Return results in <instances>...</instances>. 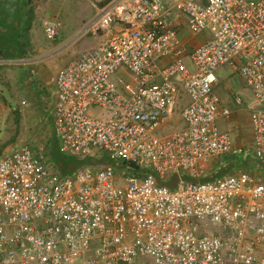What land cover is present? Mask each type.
I'll return each instance as SVG.
<instances>
[{
	"label": "built area",
	"instance_id": "obj_1",
	"mask_svg": "<svg viewBox=\"0 0 264 264\" xmlns=\"http://www.w3.org/2000/svg\"><path fill=\"white\" fill-rule=\"evenodd\" d=\"M183 21L206 38L185 46ZM42 26L54 41L57 23ZM84 37L97 44L57 70L52 120L59 153L91 161L51 170L27 144L0 157V264H264V179L207 178L214 158L243 152L219 125L226 65L259 105L264 164V0H105L60 47ZM181 94L182 127L159 135Z\"/></svg>",
	"mask_w": 264,
	"mask_h": 264
},
{
	"label": "rangeland",
	"instance_id": "obj_2",
	"mask_svg": "<svg viewBox=\"0 0 264 264\" xmlns=\"http://www.w3.org/2000/svg\"><path fill=\"white\" fill-rule=\"evenodd\" d=\"M43 3H46L47 0H40ZM62 4V10L60 15L58 16V21L60 24L58 36L60 33V36L54 40V41H48L45 39L44 34H43V29H42V20L41 18H45L46 14L48 13L47 11L50 9H46L43 11L41 9H38L37 15L35 20L36 24V32L35 37L37 38L36 45H37V51L32 52L28 56V60L26 63H29L32 65L36 64V61H39L38 64H42L45 69H46V74L52 76L54 73L56 75L57 70L62 67L63 61L68 58V56L71 54V56H76V54L83 50V46L81 43L85 41L86 39L88 41L92 40L93 37H84L81 40L77 41L76 43L64 47H60L61 44L66 43L71 36L74 34L76 29L86 20L90 19L91 16H87L89 10H90V5L87 0H63ZM94 14V13H93ZM92 14V15H93ZM50 14H48V18ZM53 20V19H52ZM94 42V40H93ZM90 45H87V49L90 48L88 47ZM40 48V49H39ZM70 48V49H69ZM78 49V50H77ZM22 62H25L23 60ZM50 62V63H49ZM189 68H193L191 63H188ZM54 67V69H53ZM11 69V68H10ZM34 69V68H33ZM35 70V69H34ZM36 72V70H35ZM9 74H12L10 71ZM216 75L223 80L220 84L217 86V93L221 97L220 92H222L224 95H227L229 97L228 102L226 103L229 108L234 105V97L238 96L241 94L244 100H246L247 94L251 96V98L254 100L251 92L249 91V88L245 85L243 78L240 76L239 73L235 72L230 66L226 65L220 68L216 72ZM13 77H10V80ZM55 78V77H54ZM14 82H12L13 84ZM30 81L26 83V86H29ZM22 88L20 87V84L16 87L17 89L13 88V85L6 86L7 90H11L13 93L12 95L15 96L17 95L18 98H20L22 101L19 104H16V102L13 101L12 98H10L9 94H6V98L8 101H10L11 104H8L10 108L14 111H7L9 112L8 115H5L3 117L4 125L0 127V135L2 139H7V143L12 147L15 148L17 147L16 145L20 144H27L29 145L33 150H36L37 148H43L44 150L46 149V146L49 143V140H52L55 138L56 141V133H54L52 123H51V118H50V112L46 109H43V114H40V111H37L39 103L35 101L34 98H28L33 94V91L30 92L25 88L24 84H21ZM20 87V88H19ZM25 89V91L23 90ZM14 89V90H13ZM238 89L240 92H237ZM242 89V90H241ZM243 92V93H242ZM5 94V93H4ZM49 94V93H48ZM244 94V95H243ZM24 99L22 96H24ZM52 100V97H51ZM185 98L181 95L179 97V102L177 105V113L174 117V119L170 122H168L165 127L162 128L161 132H158L159 135H164L167 134L173 130H176L178 128L182 127V121L179 120L178 117V111L180 107H182L185 103ZM54 102V101H53ZM247 102L249 103L248 99ZM52 104V103H51ZM7 105V104H6ZM22 107V108H20ZM10 109V110H11ZM233 109H237V107H234ZM235 110L234 114L236 113L238 123L241 125V130H246L248 128V122H249V110H248V105L246 104L243 106V108L239 111ZM255 110V109H254ZM1 111V110H0ZM237 111V112H236ZM52 112V108H51ZM39 113V114H38ZM4 114V113H2ZM4 116V115H2ZM241 131L237 135V141H241L243 137L240 135ZM247 134V132H246ZM243 141V140H242ZM3 142V141H1ZM5 142V143H6ZM57 145H58V141ZM240 143V142H238ZM3 145L4 143H0ZM9 146V147H10ZM94 153L99 155V152L97 150H94ZM234 159V160H233ZM239 159L236 165V170L237 167L238 170H243L247 168V171L249 170V173L259 175L264 179V168L263 169H258L254 167L256 166L255 163L251 161L252 157L247 158V166L245 161H240L244 159V155L241 154L240 156L237 157ZM236 161L235 158H230V156H221L219 159L217 158L216 160L214 159L211 162V165L209 167L208 173H214L218 174L220 171L223 172L225 167H230L232 163ZM218 164H220L218 166ZM51 170L58 171L55 166L52 164L48 165ZM219 167V168H218ZM262 168V167H261ZM120 173V172H118ZM234 173V172H233ZM232 173V174H233Z\"/></svg>",
	"mask_w": 264,
	"mask_h": 264
},
{
	"label": "crops",
	"instance_id": "obj_3",
	"mask_svg": "<svg viewBox=\"0 0 264 264\" xmlns=\"http://www.w3.org/2000/svg\"><path fill=\"white\" fill-rule=\"evenodd\" d=\"M87 1H88L89 5H90V10H89L88 14L86 15V17L87 16H92V14L94 13L96 7L98 5H101L105 0H87ZM63 3H64L63 0H47L46 3H43L40 0H31V6H32V8L34 10V20L32 22V26H31V29L29 31V39H30V44H31L30 54L32 52L37 51V45H36L37 38L35 37V34H37V32H36L37 28H36V24H35V22H36L35 18H36V16H38L37 15L38 9H41L42 11H43V9L44 10L50 9V10L47 11L48 13L46 14L45 18L44 17L41 18L42 21L44 19H53V20L55 19V20H58L57 18L60 15L61 10L63 9L62 8V4ZM48 14H50L49 15L50 18L47 17ZM55 22L57 23L58 32H59L60 24H59L58 21H55ZM42 29H43V26H42ZM178 29H179V36H180L181 41L188 48L192 47L193 45H195V44H197V43H199L201 41H203L206 38V35H193V34H191L187 30V28H186V26L184 24V21L179 25ZM43 34H44V31H43ZM59 36H60V33H59ZM44 37H45V35H44ZM93 40H94V42H93ZM97 41H98V38H92V40H90V41H88L87 39L85 41H83L81 43V45L84 48H83V50L79 51L76 54V56L79 55L81 52H83L85 50H90V49L94 48L96 46V44H97ZM87 45H90V46H88L90 48L87 49ZM28 56L26 58L20 59V60L5 59V58L0 56V59L2 60V63L0 64V110H1L0 111V127L2 125H4V121H3L4 118L3 117H5V115L9 114V112H7V111H14L8 105V104H11V103H10V101L7 100L6 94H9L10 98H12V99L14 98L13 101L16 102V104H18L19 102L21 103V101H22L20 98H18L17 95L13 96L12 95L13 92L11 90L10 91L7 90L6 86L13 85V88L17 89L18 87H16V86H18L20 84V87H21L22 86L21 84L23 83L25 88H27L28 91H30V92L33 91V94L31 96H29L28 98L29 99L30 98H34L35 101H37L39 103V105H38L39 109H37V111H40L41 112L40 114H43V109L47 110V108H48V111L50 112L49 116L51 118L52 127H53V130H54V133H56L55 132V128H54V124H53V120H52V112H51V108L53 106V101H54V97H55V93H56L55 92L56 91L55 78H54L55 77V73L52 76L46 74L47 71H46L45 67L42 64H38L39 61H36V64L32 65V66H31L32 63L31 64L26 63V61L28 60L27 59ZM76 56H74V57H76ZM74 57L71 56V54H70L68 56V58L65 59V61H63V64L64 63L66 64L69 60H71ZM23 60H25V62H22ZM228 66H230L235 72H237L233 68V66H231V65H228ZM33 68L36 70V72H35V70ZM53 69H54V67H53ZM10 71L12 72V74H9ZM11 76L13 78L10 80ZM216 77H217L218 83L216 84V86L214 88V91L218 95L217 91H219V90H217L216 88H217L218 84H220L223 80H221L217 75H216ZM28 81H30V84H29V86L28 85L26 86V83ZM12 82H14V83L12 84ZM23 90L25 91L24 88H23ZM237 92H240V90L238 89ZM220 94H221V97L219 95L218 96L220 97V100H221L222 104L227 106L226 103L228 102L229 97L227 95H224L222 92H220ZM181 95L186 99L184 94H181ZM22 97L24 99L25 95L22 96ZM51 97H52V100H51ZM236 97H239L241 99V102H242L241 106H236L235 102H234V105H232L230 107L231 111H232L231 117L227 118V119H224V120H221L219 122V125H220V128L222 130H229L231 132V134H233V140H234L235 146H239V147H241L243 149L242 154L244 155V159L240 160V161L241 162L245 161L246 162V166H247V158L250 159V157H252L251 161L256 164V166L254 165V167L257 168L258 171H259V169H263L264 168V164H259L258 165L256 163V161H255V158H254V155H253V149H252L253 134H252V129H251V125H250L251 114H252L254 109L259 108V105L255 101V99L253 100L251 98V96H249L248 94H247L246 98L248 99L249 103L247 102V99L246 100L243 99L244 96H242L241 94H239L238 96H235L234 99ZM185 103H186V100H185ZM246 104L248 105V110H249L250 114H249V122L247 124L248 125L247 131L246 130L244 131V130H241V125H240V123H238V119H237L236 113L234 114V111L237 110V109H233V108L237 107L238 110L240 111L243 108V106H245ZM20 108H22V107H20ZM2 113H4V114H2ZM2 115H4V116H2ZM240 131H241L240 135L243 137V139H242L243 141L242 140L241 141H239V140L237 141V138H236ZM246 132H247V134H246ZM1 141H3V142H1ZM6 141H7V139H4V138L2 139V137L0 135V143H4L3 145L0 144V157L4 153H6L9 150L13 149ZM56 141H57V136H56ZM238 142H240V143H238ZM16 146H18V145H16ZM240 155H236V156L235 155H220L219 157H221V156H230V158H235L238 161L239 159H237V157L240 156ZM219 157H216L214 159L215 160L217 158L219 159ZM210 165H211V163H210ZM219 165L220 164H218V166ZM228 166L225 167V169H227L228 171L224 175H220V176L230 175L233 172L235 173L236 166H233V167H228ZM238 168L239 167H237V171H238ZM243 170H245V169H243ZM246 171H247V168H246ZM220 172H222V171H220ZM248 172H249V170H248ZM216 176H219V175L218 174H214V173H210V174H208L207 178H214Z\"/></svg>",
	"mask_w": 264,
	"mask_h": 264
},
{
	"label": "trees",
	"instance_id": "obj_4",
	"mask_svg": "<svg viewBox=\"0 0 264 264\" xmlns=\"http://www.w3.org/2000/svg\"><path fill=\"white\" fill-rule=\"evenodd\" d=\"M34 20V10L31 0H0V56L5 59L20 60L26 58L31 51L29 31ZM44 153L47 165L52 164L60 172H70L77 166L88 163L90 159L79 160L64 156L58 151L55 138L49 140ZM237 160L230 167L237 165ZM130 174L140 175L141 172L134 165L116 163ZM225 169L218 175H224Z\"/></svg>",
	"mask_w": 264,
	"mask_h": 264
}]
</instances>
